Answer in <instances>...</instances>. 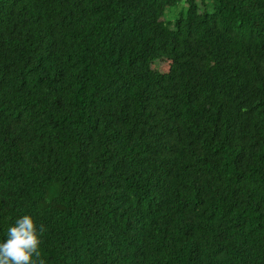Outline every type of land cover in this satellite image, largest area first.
Here are the masks:
<instances>
[{"label": "trees", "instance_id": "obj_1", "mask_svg": "<svg viewBox=\"0 0 264 264\" xmlns=\"http://www.w3.org/2000/svg\"><path fill=\"white\" fill-rule=\"evenodd\" d=\"M25 215L45 264H264V0H0V243Z\"/></svg>", "mask_w": 264, "mask_h": 264}, {"label": "clouds", "instance_id": "obj_2", "mask_svg": "<svg viewBox=\"0 0 264 264\" xmlns=\"http://www.w3.org/2000/svg\"><path fill=\"white\" fill-rule=\"evenodd\" d=\"M45 228L34 224L30 216H23L7 232L0 243V264H45L41 259L40 244Z\"/></svg>", "mask_w": 264, "mask_h": 264}, {"label": "rangeland", "instance_id": "obj_3", "mask_svg": "<svg viewBox=\"0 0 264 264\" xmlns=\"http://www.w3.org/2000/svg\"><path fill=\"white\" fill-rule=\"evenodd\" d=\"M201 9L204 8L203 5H199ZM210 6V5H207V7ZM210 8V7H209ZM182 9L181 5L180 4H177L175 6H171V7H167L166 10H165V13L168 14V16H166L165 18H161V20L163 19H167L168 17L171 19V20H174V18L176 17V15L178 14V10L180 11ZM160 64L158 61H155L152 63V68H157L159 67Z\"/></svg>", "mask_w": 264, "mask_h": 264}]
</instances>
